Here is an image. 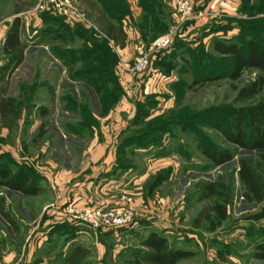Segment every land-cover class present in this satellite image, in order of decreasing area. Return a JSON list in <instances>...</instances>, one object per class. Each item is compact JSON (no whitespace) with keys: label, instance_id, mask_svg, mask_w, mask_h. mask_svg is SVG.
I'll use <instances>...</instances> for the list:
<instances>
[{"label":"rangeland","instance_id":"rangeland-1","mask_svg":"<svg viewBox=\"0 0 264 264\" xmlns=\"http://www.w3.org/2000/svg\"><path fill=\"white\" fill-rule=\"evenodd\" d=\"M124 1L130 8L131 16L132 7L138 6L141 10L140 0ZM71 2L76 16L69 18L50 10H37L38 0H0V27L2 22L9 23L18 17L19 35L25 44V58L19 72H15L16 69L10 72L13 59L0 53V90L5 88V96L12 100L14 112L11 129L2 126L0 119V170L7 169L14 173L22 166L37 177L41 188L38 195L26 196L0 187V205L16 225L10 227L0 216V264H70V257L76 249H81V264H144L147 249L143 242L152 231L167 237L171 246L193 253L192 257L177 264H264L255 258L256 245L264 243V218L259 216L263 213L264 205L244 199L245 188L238 174L243 159L258 168V156L255 152L233 146L211 126L212 122L202 119L185 122L191 123L187 130L173 126L170 133L162 136V144L152 146L149 152H138L139 148L135 146L118 149L116 160L119 170L115 167L113 170L120 171L117 184L122 182L121 190L112 188L107 194L101 193L104 198L118 193L120 202L117 205L88 203L78 209L71 208V200L79 191L81 181L86 183L87 177L94 173L96 177L97 173L96 169L91 168L87 173H81L79 163L82 154L70 149L71 160L62 149L63 144L70 148L79 145V142L73 139L62 141L54 131V122L62 128L57 116L50 113L42 117L40 112L43 107L37 110L33 108L38 95L39 103L52 109L50 102L54 96L52 90L39 86L42 82L33 77L35 72L32 73L30 69L34 63L45 65L47 61L45 52L32 56L35 33L39 32L43 37L42 42L46 44L47 31L42 29L46 26L47 18L73 22L71 32L78 38L72 39V49L77 52L64 60H76L77 63L82 56L80 52L84 51L82 42L83 45L87 44L88 49H94L100 48L104 41L111 49V41L115 43L119 39L120 42L126 35L123 23L120 26L115 19H111L106 14V6L99 0ZM160 2L165 4V0ZM17 9L19 13H16ZM121 11L125 12L126 9L122 8ZM163 12L162 15L170 21L167 24L169 27L157 38L175 29L174 38L177 39L186 30L189 21H181L175 16L177 12L173 8H166ZM36 16L44 21L38 31L34 25ZM193 21L194 34L179 37L183 45L177 51L178 57H170L166 62L175 65L170 73L172 79L178 77L187 81V86L177 92L180 94L179 100L164 114L166 119L132 124L131 131L127 130L123 139L130 135L137 136L148 128L157 129L172 119L170 112L179 115L182 110L185 114L190 109L189 112L194 114L200 112L202 118L207 112L211 115L216 111L223 113L228 121L231 109L246 108L264 101V91L251 99L239 98V92L254 81L260 71L246 69L238 80H231L227 77L228 58L214 50L215 41L235 43L244 48L248 41L263 37L264 0H200L195 5ZM112 29V34L116 36H111ZM120 30L124 36H121ZM80 32L83 35H79ZM56 35L60 36L59 43L67 37L62 30ZM51 45V51L58 49L56 44ZM148 50H151V66L166 61L165 57L169 54L164 52L165 49ZM100 51L106 55V51ZM111 52L113 55L107 54L105 65L95 62L102 55L92 58L88 65L100 64L107 68L114 61L118 63L115 51L111 49ZM58 57L63 62V57ZM183 70L188 72L181 74ZM45 74L37 75L42 78ZM87 97L91 107L97 110V99ZM59 102L57 109L61 105ZM165 106L164 103L160 107ZM76 113L79 119L89 120L83 112ZM42 123H45L44 134L39 136ZM200 146L216 151L229 149L234 158L217 166L203 154ZM71 161L75 164L70 167ZM63 171H67L65 177L61 176ZM79 173L75 178L74 175ZM213 182L225 184L230 198L228 218L215 231L210 230L211 225L202 219L196 223L202 212L215 202L214 199L201 198L203 186ZM91 209L130 210L131 220L120 227L103 225L94 229L79 219L81 213ZM126 214L129 215V212Z\"/></svg>","mask_w":264,"mask_h":264},{"label":"trees","instance_id":"trees-1","mask_svg":"<svg viewBox=\"0 0 264 264\" xmlns=\"http://www.w3.org/2000/svg\"><path fill=\"white\" fill-rule=\"evenodd\" d=\"M105 5V11L111 19H115L121 26L123 21L131 16V11L124 0H99ZM140 7L142 15L138 27L144 35L147 41L153 42L159 34L168 30L169 19L165 18L164 10L165 4L160 0H140ZM122 8L126 9L125 12L121 11ZM162 10V11H161ZM19 9L16 13H19ZM20 19L15 17L11 23V26L6 34L3 52L13 59L11 64V71L13 72L23 61V54L25 44L20 39ZM67 28V27H65ZM111 36L113 35V29ZM113 33V34H112ZM121 36H124L122 30H120ZM79 35H83L82 32ZM119 36V35H117ZM180 39H176L171 45V52L165 57L166 61L155 63L154 66L159 68L164 74L170 75L175 69V65H171L167 62V59L178 57V50L183 45ZM87 44L84 45V51L80 61L86 63L81 71H77L75 76H71L73 80H84L90 86L94 87L96 93L100 97L103 111L110 109L115 102H117L122 95V88L118 85L116 78L114 77L113 68L117 62H112L107 65V68L101 67L98 63L106 64L107 54L111 55V49L107 47L106 42H102L100 48L88 49ZM106 51V55H103L100 50ZM214 50L220 55L227 57L229 66H227V77L231 80H238L243 71L246 69H258L260 74L256 79L246 85L240 92L239 98L251 99L264 91V36L257 40H250L246 43L244 48L239 47L235 43H225L223 41L214 42ZM77 51L68 52L65 54V58H69L76 55ZM69 55V57H68ZM102 55V57L95 59L97 64L88 65V62L95 56ZM113 55V54H112ZM62 56V54L60 55ZM69 59L65 60L67 62ZM71 63H77L76 60L69 61ZM101 64V65H102ZM152 64V63H151ZM188 71H181V74ZM78 78V79H77ZM113 88L110 89V87ZM187 86V81L179 79L178 82L173 84V91L175 92L176 101L179 100L180 94H177L178 90ZM157 102L155 98L151 97L145 103L137 105V115L132 124H139L146 120L147 123L152 120L166 119V115L157 116L155 118L148 119L151 115V110L155 108ZM184 114L182 110L179 115L174 112H170L172 119L164 124H161L157 129L148 128L143 133L133 136L130 135L123 139L121 143V149L128 146H135L136 148H149L152 146H160L162 144V136L170 133L173 126L180 127L181 130L190 129L189 126L192 120H205L206 122H212L211 126L219 131L223 138L232 144L233 146L255 152L258 156L259 167L255 168L250 163L243 159L240 161V168L238 171L239 179L245 188L244 199L248 202L263 204L264 205V101L241 109H231L228 114V121L221 112L215 111L214 114L207 112L201 117L200 112L195 114L189 112ZM42 116H46L48 113L42 110ZM85 118L88 116L90 123L91 112L88 110L83 111ZM13 106L12 100L5 96V88L0 90V119L2 126L5 128H12L13 121ZM87 115V116H86ZM45 123L40 125L39 136H43ZM203 154L209 158L215 165L220 166L233 160L234 154L229 149L212 150L205 146H200ZM0 187H4L12 192H16L26 196H36L40 193L41 188L38 185L37 177L30 174L22 166L11 173L7 169L0 170ZM228 188L225 184L219 182L208 183L203 186L202 199H214V204L208 209L202 212L198 217L197 222L202 219L211 225L210 230L215 231L219 228L228 218V205L230 202L229 195H227ZM0 216L2 220L6 222L10 227H15V221L10 215L5 212L0 205ZM260 218H264V210ZM199 226V225H197ZM143 246L147 249L144 255V264H177L180 260L190 258L193 253L188 250H183L170 245L167 237L152 231L148 234L143 242ZM81 249H76L71 257L70 264H81L83 256L80 255ZM255 258L264 262V243L256 245Z\"/></svg>","mask_w":264,"mask_h":264},{"label":"crops","instance_id":"crops-1","mask_svg":"<svg viewBox=\"0 0 264 264\" xmlns=\"http://www.w3.org/2000/svg\"><path fill=\"white\" fill-rule=\"evenodd\" d=\"M176 3L177 0H165V7L168 10L171 8L176 10ZM141 15L142 10H140L138 6L132 7V16L127 17L123 21V30L126 33L123 40L119 42V39H116L117 41H115V43L111 41V49L115 51L119 60L113 68L114 77L123 92L120 99L115 102L117 104H113L107 111H103L100 97L96 93L94 87L90 86L84 80L78 78V80H73V78H71V76H75L77 71H81L84 68L85 63L81 61L79 63H71L69 61L65 62L64 60L65 54L75 50L72 49V39L76 40L78 38V35H72L71 32L73 30V22L64 19L47 18L46 26L42 29L47 31L45 33L46 44L42 42L43 37H41L39 32L35 33L37 36L35 37L36 40H33L34 43L32 42V56H34V54L38 56L40 52L41 54L45 52L47 61L45 65L34 63L31 65L30 69L32 73L35 72L34 75L36 74V76L33 75V77H37L39 81L42 82L39 86L47 87L53 91V101L50 103L53 104L52 109L55 111L39 103L40 100L38 95H36L34 100L33 108L37 110L43 107V110H48V114L53 113L54 116H57V120L61 123L62 128H59L57 122H54V131L59 134L62 141L73 139L75 142H79V145H73L70 148L63 144L62 149L65 153H68L69 158V151L71 150L82 154L83 158L81 163H79V168L82 169L81 173H87L90 168L96 169L97 173L96 177L95 173L91 177H87L86 183H83V180L81 181L82 184H80L81 186L78 188L79 191L74 194L73 200H71L73 206L71 208L78 209L88 203H116L117 205L120 202L119 195H117L118 193L116 195L110 194L108 198H104L101 193H106L112 188L121 190L122 182L117 184V181H120V177H118L120 171H114L113 169L114 167L117 168L118 162L116 160V155L118 149H121L123 136L126 135L128 132L127 130L130 129L132 121L137 115V105L145 103L148 98H155L159 108L151 111V115L148 119L164 115L175 106L176 96L172 87L175 82H178V77L172 79V74L166 75L154 65L150 67L146 74H134L130 71V67L133 66L135 62L136 51L139 46H144L146 49H153L152 42L145 39L138 27ZM175 16L177 15L175 14ZM35 19L34 25H36V31H38L39 27L44 25V21H42V18L39 16H36ZM193 20L194 18L192 21L190 20L188 22L186 30L179 37L183 38V36L186 37L187 35L194 34ZM11 23L12 21L9 23L2 22V27H0V53H2V55H6L3 52V45ZM195 26L197 25L195 24ZM61 30L64 34L67 33V35H64L67 37L64 38V42L62 41V43H59L58 39L60 36L56 34ZM174 39L176 38L173 37V40ZM49 44H52L51 46L56 44V48L58 49L51 51ZM81 45L84 46L83 42ZM171 50L172 48L170 46L166 48L164 52L170 53ZM61 54L63 62H60L58 57ZM24 58L25 54H23V61ZM23 61L16 68L15 72L21 71ZM42 72H46V74L41 78V76L37 74ZM71 96H73V99ZM87 96L92 99H97V110L91 107ZM59 101L61 105L57 109ZM164 103L166 104L165 108H161L160 106ZM54 106H56V109H54ZM88 109L91 112V118L90 123L86 124L85 121L78 118L76 112L82 113ZM42 112L43 111L40 113L42 114ZM130 131L131 130H129V132ZM151 149L152 147L139 148L137 151L149 152ZM22 159H26V157ZM70 159L73 160V158ZM73 164L75 163L73 162ZM73 164L71 161L69 166L71 167ZM103 169H105V171ZM62 175L65 177L67 171H63L61 173V176ZM79 175L80 173L74 175V177L76 178Z\"/></svg>","mask_w":264,"mask_h":264},{"label":"built area","instance_id":"built-area-1","mask_svg":"<svg viewBox=\"0 0 264 264\" xmlns=\"http://www.w3.org/2000/svg\"><path fill=\"white\" fill-rule=\"evenodd\" d=\"M199 1L200 0H177L176 12L178 18L183 22L192 20L195 16V5ZM36 9L50 10L52 13L69 18L76 16L74 15L76 14V9L73 7L71 0H38ZM175 35L176 32L175 29H173L168 35L157 38L154 41L152 48L160 51L170 47ZM151 63V50L146 49L144 46H139L135 62L133 66L130 67V71L134 74H143L150 68ZM127 212H129V215L126 214ZM131 215L132 213L130 210L108 211L91 209L81 213L79 219L87 222L94 229H98L103 225L115 228L126 225V223L131 220Z\"/></svg>","mask_w":264,"mask_h":264}]
</instances>
